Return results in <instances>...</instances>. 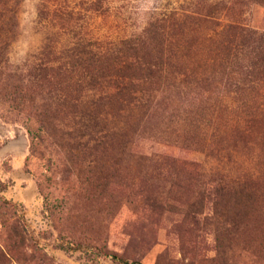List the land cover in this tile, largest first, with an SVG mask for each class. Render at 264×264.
I'll use <instances>...</instances> for the list:
<instances>
[{
    "label": "rangeland",
    "instance_id": "374dc122",
    "mask_svg": "<svg viewBox=\"0 0 264 264\" xmlns=\"http://www.w3.org/2000/svg\"><path fill=\"white\" fill-rule=\"evenodd\" d=\"M90 1L75 0L89 38L139 35L176 10L226 22L230 7L264 34V0H101L86 11ZM19 2L18 28L0 50V264H264L263 69L232 81L217 70L203 87L147 93V109L109 116L112 151L91 152L28 72L49 44L68 39L54 4ZM204 33L183 54L192 69L219 57ZM248 53L230 64L251 66ZM32 123L45 131L37 148ZM227 177H245L248 189L223 191Z\"/></svg>",
    "mask_w": 264,
    "mask_h": 264
},
{
    "label": "trees",
    "instance_id": "16d2710c",
    "mask_svg": "<svg viewBox=\"0 0 264 264\" xmlns=\"http://www.w3.org/2000/svg\"><path fill=\"white\" fill-rule=\"evenodd\" d=\"M47 1L54 4L52 17L68 39L60 47L49 44L31 62L28 72L38 85L55 94L59 103L57 112L66 113L67 118L77 121L74 126L76 135L87 141L86 148L92 146L88 150L91 152L105 155L112 151L113 140L104 133L109 116L115 117L116 113L126 110V106H130L131 111L147 109L151 101L150 97L149 101L145 100L147 93L171 90L178 87V83L203 87L212 83L210 78L217 70L229 81L237 80L245 68L252 69L251 73L256 69L264 71V34L235 21L231 17V7L230 17L227 15L230 20L226 22L218 21L212 12L176 10L161 15L139 35L105 41L89 38L83 32L80 22L85 19V14L75 0ZM100 4L101 0L90 1L86 11H97ZM19 5V0H0V50H5L10 39L14 38ZM204 25L206 30H203ZM201 27L206 32L202 39L216 46L214 52L219 57L212 65L211 61L205 62L208 66L199 70L200 67L192 69L183 54L191 50ZM191 32H194L193 37ZM238 40H242L241 45L237 44ZM244 48L249 51L247 59L252 61L251 66L230 64L228 56L233 54L236 58V53L238 55ZM209 69L213 70L210 75ZM18 89L20 94L28 95L24 87ZM132 121L128 119L126 123ZM28 130L34 148L39 147L45 131L33 123ZM248 184L245 177H227L219 181V186L226 192L248 189ZM4 204L10 206V203ZM115 258L118 259L117 255ZM124 264L135 262L125 261Z\"/></svg>",
    "mask_w": 264,
    "mask_h": 264
}]
</instances>
